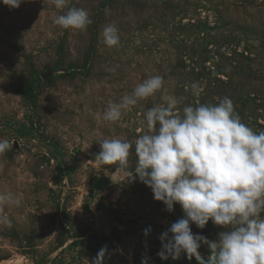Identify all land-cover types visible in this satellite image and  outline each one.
<instances>
[{
	"label": "rangeland",
	"instance_id": "1",
	"mask_svg": "<svg viewBox=\"0 0 264 264\" xmlns=\"http://www.w3.org/2000/svg\"><path fill=\"white\" fill-rule=\"evenodd\" d=\"M70 7L87 10L92 23L56 25ZM109 24L119 31L117 46L104 43ZM157 75L160 91L119 121L103 119L110 102ZM39 80L29 105L20 87ZM167 95L181 111L229 97L243 123L264 131V0H69L63 9L53 0L16 9L0 0V138L11 145L0 154V194L21 201L2 205L10 223L0 224V264H91L103 246L104 264H199L186 254L160 258L159 235L184 212L179 204L167 211L129 178L134 141L148 132L144 114ZM23 125L34 135H20ZM113 137L133 143L126 170L96 159L97 141ZM192 231L217 240L225 228L210 220ZM200 252L211 255L207 246Z\"/></svg>",
	"mask_w": 264,
	"mask_h": 264
},
{
	"label": "clouds",
	"instance_id": "2",
	"mask_svg": "<svg viewBox=\"0 0 264 264\" xmlns=\"http://www.w3.org/2000/svg\"><path fill=\"white\" fill-rule=\"evenodd\" d=\"M10 9L19 8L24 0H2ZM57 9L69 0H53ZM63 29L84 30L92 23L84 8L70 7L55 19ZM104 43L117 46V27L109 24L102 31ZM193 95L202 89L191 85ZM163 88L161 76H151L135 86L121 102H110L103 119L119 121L122 112L140 100H146ZM180 101L167 95L163 103L148 109L144 119L148 132L134 141L137 164L129 178L147 185L156 201L173 212L179 204L184 217L173 222L159 235L161 259H178L186 254L199 264H264V131L256 132L242 122L234 103L224 97L218 104L199 103L179 109ZM96 159L105 165L126 170L133 143L120 138H101ZM0 138V154L10 148ZM20 204L11 193L0 194V224L10 220L2 205ZM223 226L217 240L193 233L192 224L203 229L209 221ZM151 227L144 235L151 233ZM207 246V260L200 249ZM107 246L101 247L91 264H104Z\"/></svg>",
	"mask_w": 264,
	"mask_h": 264
},
{
	"label": "trees",
	"instance_id": "3",
	"mask_svg": "<svg viewBox=\"0 0 264 264\" xmlns=\"http://www.w3.org/2000/svg\"><path fill=\"white\" fill-rule=\"evenodd\" d=\"M39 85H40V80L29 82L20 87L19 92L27 104L34 105L36 103L35 92L38 89ZM16 131L22 136H33L35 129L32 125H23L21 127H18ZM103 185H104V179H99L97 181V186L102 187ZM62 211L65 212L66 214V211L64 209Z\"/></svg>",
	"mask_w": 264,
	"mask_h": 264
}]
</instances>
